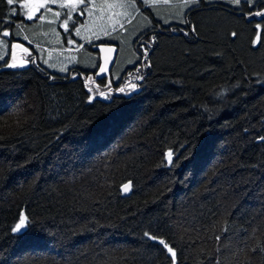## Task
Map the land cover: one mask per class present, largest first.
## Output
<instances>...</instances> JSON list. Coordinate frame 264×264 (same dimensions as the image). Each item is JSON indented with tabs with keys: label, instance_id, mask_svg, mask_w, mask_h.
<instances>
[{
	"label": "trees",
	"instance_id": "16d2710c",
	"mask_svg": "<svg viewBox=\"0 0 264 264\" xmlns=\"http://www.w3.org/2000/svg\"><path fill=\"white\" fill-rule=\"evenodd\" d=\"M20 12L0 0V39L22 43ZM257 12L264 0H200L182 25L154 22L107 99L97 69L59 75L34 51L25 69L0 62V264H172L145 232L176 264H264ZM101 44L117 46H84ZM137 67V88L116 91Z\"/></svg>",
	"mask_w": 264,
	"mask_h": 264
},
{
	"label": "rangeland",
	"instance_id": "374dc122",
	"mask_svg": "<svg viewBox=\"0 0 264 264\" xmlns=\"http://www.w3.org/2000/svg\"><path fill=\"white\" fill-rule=\"evenodd\" d=\"M256 1L260 0H251L250 4ZM21 2L26 4L24 9L19 8L21 11L32 10L34 17L40 13L45 15L43 20L35 18L27 20L23 17L25 24L18 29L20 35H16L22 41V45L28 47L31 53L33 51L36 53L37 59L44 68L59 75H67L71 69H79L83 72L96 70L98 66L94 67V65H98V57L95 53L97 46L87 45L79 48L77 45H68L67 39L71 35V38L75 39L78 44L83 45L104 39L117 44L118 48L115 63L107 79V82L111 81V83L117 82L120 74L132 63L134 39L140 32L152 28L154 22L164 26L182 25L184 23L177 22L180 14L184 13V20L186 12L194 6V4L186 5L184 0H168L167 4L163 0H148L146 4L140 0L137 7H140L141 11L137 12L132 8L109 7L113 0H94V3H88V8L92 12L91 16L87 13L81 14L80 9L83 5H76L75 10L71 12L73 19L68 21L69 29L66 31L61 24L71 6L60 7V3L67 4L68 0H57L56 4L46 5V8L52 9L48 12L44 9L36 10L38 0H21ZM55 12H60L61 16L57 18L54 15ZM82 22L86 25L85 27L81 26ZM120 24H123V27H120ZM102 25L108 29L109 34L101 33L97 39L96 33ZM113 25L115 30H113ZM75 28L81 29L80 36H76ZM29 40L32 41L31 44L28 43ZM30 52L20 51L25 58L30 56L28 55ZM7 53L8 46L0 44V55L6 59Z\"/></svg>",
	"mask_w": 264,
	"mask_h": 264
},
{
	"label": "snow or ice",
	"instance_id": "6c2138e0",
	"mask_svg": "<svg viewBox=\"0 0 264 264\" xmlns=\"http://www.w3.org/2000/svg\"><path fill=\"white\" fill-rule=\"evenodd\" d=\"M139 2H140V0H113V3H111L109 5V7H113V8H115V7L132 8L135 11L139 12V11H141V8L137 7V4ZM143 2L146 4L148 2V0H143ZM163 2L165 4H167L168 0H163ZM199 2H200V0H184V3L186 5H188V6H191L192 4H197ZM230 2L233 3L234 5H240L241 4V0H230ZM243 2L245 4H250L251 0H243ZM7 3L9 5H18L20 9H24L26 7V4L22 3L21 0H7ZM56 3H57V0H38V4H37V9L36 10L39 11L40 9H44L45 12L51 11L52 9L51 8H46V5L56 4ZM88 3H94V0H68L67 4L61 2L60 3V7H69V6H71L70 11L68 12V14L66 15V18L63 20V22L61 24V27H63L66 31H68V29H69L68 21L73 19L72 15H71V12L75 10L76 5H83V7H81V9H80L81 14L87 13L89 16H91L92 12L88 8ZM11 12H12V15H16L17 14V8L13 7ZM19 14L22 15L27 20H33L34 18L38 19V20L45 19L44 13H40L38 16L34 17L32 10H28L27 12L21 11ZM54 15L57 18H59L61 16V13L60 12H55ZM183 15H184V13L180 14L179 18L177 19L178 23H184ZM256 15L257 16H262V15H264V13L257 12ZM109 20H111V17H109ZM166 22H168V21L166 20ZM2 23H3V21L0 20V24H2ZM261 23H264V21H260V22L257 23V27L258 28L260 27ZM74 26L75 25L73 24V27ZM81 26L85 27L86 25L82 22ZM17 27H20V25L18 24ZM120 27H123V24H120ZM113 30H115V26L114 25H113ZM0 31H2V34H3L4 37H9L11 35V33L8 30L0 29ZM180 31H183V29H180ZM101 33H103L104 35H108L109 34L108 29L106 27H104L103 25L100 27L99 31L96 33V38L97 39H99V36H100ZM75 34H76V36H80L81 29L80 28H75ZM57 35H59V33H57ZM232 35H233V37H235L237 35V33L233 32ZM260 40H261L260 35H257L255 42H258ZM28 43L31 44L32 41L29 40ZM0 44H5V47H7L8 44H10L12 49L22 48V50L24 52H26V53L29 52V48L28 47H24L21 43H12L11 40H9L7 42L0 40ZM67 44L68 45H77L79 48H83L84 47L83 44H78V42L75 39L71 38V35H69V37L67 39ZM97 47H99L100 51H102V52L103 51L112 52V51L116 50V46L115 45H111L110 46L108 44H101V45H97ZM141 47L144 49V54L146 55L148 47H149L148 43L147 42H142ZM66 50H68V49H66ZM29 54L31 55V53H29ZM12 56H13V60H14L15 59V53L14 52L12 53ZM35 59H36V57L33 56L31 62L34 63ZM0 61H3V63L6 64L8 67H13L14 68V67L17 66L15 63H9L5 59V57L3 55H0ZM97 66L98 65H94V67H97ZM61 70H63V69H61ZM104 71H105V69L103 67H100V72H104ZM139 73H140V69H139V67H137L136 70H135V74H131L130 73L129 79L125 83V85L123 87H117L116 91L121 92V93H126V89L129 86L133 90L136 89L137 88V84L132 82V80H133V75H134L135 79H142V76H140ZM97 75H99V73H97ZM88 79L91 80L92 78L88 77ZM101 83H103V80H101ZM107 89H108L107 92L100 91L98 89H97V91H99V94L104 96L107 99V98H110L109 93L111 91V81L107 85ZM89 91H93V89L89 88ZM126 94H128V93H126ZM260 139L264 140V137H261ZM168 155H169V157H171L172 153L169 152ZM128 188H129V184H124L123 185V189L125 191H127ZM25 220H26L25 216L23 214H21L19 216V222L15 225V227L13 228V231L21 230L25 226ZM144 235L149 240L155 241L158 244L162 245L163 248L166 249L167 252L171 255L172 264H176L177 253H176V250H175V248L173 246H171L164 239L159 238V237H157L154 234H150L149 232H145Z\"/></svg>",
	"mask_w": 264,
	"mask_h": 264
},
{
	"label": "water",
	"instance_id": "95a60500",
	"mask_svg": "<svg viewBox=\"0 0 264 264\" xmlns=\"http://www.w3.org/2000/svg\"><path fill=\"white\" fill-rule=\"evenodd\" d=\"M256 41V38H255ZM108 45H112V44H108ZM255 45H257V42H255ZM98 54H99V66L97 68L96 71V75L97 73H99V75H97V77L100 78H106L109 74L110 71L115 63L116 57H117V53H118V48L116 46V50L112 51V52H108V51H100V48L98 47ZM15 53V59H14V63L17 65L16 67H19L21 69H25L28 67V62L22 57L21 53H20V48H16V49H12V53ZM107 61V62H106ZM100 67H103L105 69L104 72H100ZM129 184V183H126ZM121 194L123 196H128L131 193V186L129 184V188L127 191H125L123 189V186H121L120 188ZM23 229V228H22ZM21 229V230H22Z\"/></svg>",
	"mask_w": 264,
	"mask_h": 264
},
{
	"label": "crops",
	"instance_id": "0c3cea01",
	"mask_svg": "<svg viewBox=\"0 0 264 264\" xmlns=\"http://www.w3.org/2000/svg\"><path fill=\"white\" fill-rule=\"evenodd\" d=\"M96 53V52H95ZM97 54V57H98V65H99V55H98V52L96 53Z\"/></svg>",
	"mask_w": 264,
	"mask_h": 264
},
{
	"label": "flooded vegetation",
	"instance_id": "af4514ba",
	"mask_svg": "<svg viewBox=\"0 0 264 264\" xmlns=\"http://www.w3.org/2000/svg\"><path fill=\"white\" fill-rule=\"evenodd\" d=\"M21 44H22V43H21ZM23 46H24V45H23ZM24 47H25V46H24ZM20 51H23L22 48H20ZM11 52H12V51H11ZM29 52H30V51H29ZM30 53H31V52H30ZM28 55H30V54L28 53Z\"/></svg>",
	"mask_w": 264,
	"mask_h": 264
}]
</instances>
